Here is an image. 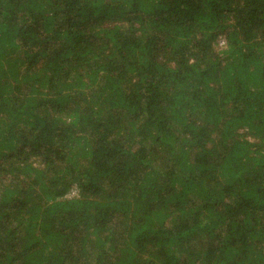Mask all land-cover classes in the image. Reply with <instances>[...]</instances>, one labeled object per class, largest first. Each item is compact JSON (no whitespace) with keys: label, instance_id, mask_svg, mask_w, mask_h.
<instances>
[{"label":"trees","instance_id":"16d2710c","mask_svg":"<svg viewBox=\"0 0 264 264\" xmlns=\"http://www.w3.org/2000/svg\"><path fill=\"white\" fill-rule=\"evenodd\" d=\"M0 264H264V0H0Z\"/></svg>","mask_w":264,"mask_h":264}]
</instances>
